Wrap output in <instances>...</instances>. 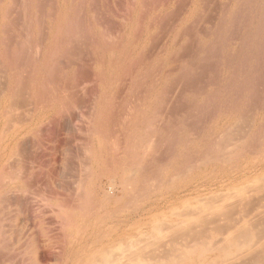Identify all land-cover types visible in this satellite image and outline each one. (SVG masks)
Here are the masks:
<instances>
[{"label": "rangeland", "instance_id": "374dc122", "mask_svg": "<svg viewBox=\"0 0 264 264\" xmlns=\"http://www.w3.org/2000/svg\"><path fill=\"white\" fill-rule=\"evenodd\" d=\"M226 1L228 3H226ZM188 3L189 5H187ZM224 3H226V7H228L229 9L228 8L226 9ZM239 3H240V6H239ZM190 5H191V0L190 1L188 0H0V174H1L0 175V264H49V263L51 264V262L52 264H56V263L57 264H69L68 263L69 261H70V264L71 263L86 264L85 262L86 255H92L93 253L96 254L98 251L105 248L108 245V242L105 243L106 239L108 240V237L110 235H113L114 232H115V235L125 233L128 235L131 234L135 236V234L138 235V233L143 234L142 236L138 235V238L139 237L142 238V239L140 238L139 242H141L140 244H143V243H147V240H148V244L147 245L144 244L142 246L139 245V246H141V248L144 249V250L142 249L144 251V252L142 251L143 253L149 252L147 253L148 256L150 255L151 258L154 257L153 261L151 260L149 261V263L146 261V264H162V262L163 264L164 263L166 264L168 262L166 257H164L165 254L164 253L161 254V252L163 251V248L158 247L157 250L162 249L161 252L160 250L159 251L156 250L157 248L156 246L159 244L158 242H160L158 239L159 237L158 235L166 236L167 232L165 234V231L168 229L169 225L171 224L176 225V224L183 223L182 219L181 220L178 219L177 222H175L176 215L184 212L186 208L191 207L190 205H192L193 207L195 205V200H192L193 198L184 200L182 204L177 206V208L175 207L165 208L164 207L160 209L158 212H156L155 214H153L156 206H159L157 204L158 201H161L163 204H166L165 202L170 198L171 195L167 191V192H164L163 194H159L158 196L152 197V199L150 200H146V199L143 200L142 202L138 204L137 207H135L134 209L130 211H129L130 208L126 207L125 208L126 213L125 211L123 212L124 217H126L125 218L126 220L124 219L123 214L121 213L122 216H120L119 214L118 215L119 218L118 217L115 218L117 219L116 221L112 217L107 218L104 215V213L106 212V210L111 211V208L115 210L116 208L119 207V205L111 204L107 206L106 208L105 206H100L99 205L100 199H98L99 196L97 195V193H95L96 195L94 194V198L89 200L93 202L89 204V201L86 200V203L90 205L89 207L91 208L92 212L90 211V208L89 209L87 208L88 205L87 206L85 205L86 204L85 199H83V202H82L83 204L81 203L82 207H79V208H82L84 212L85 211L86 212L85 213L81 212L83 210L81 209L80 211L79 209L78 212L72 213V211H69L68 208L64 207L65 206L64 203H63L64 206H62L63 204L60 206H56V205H59V203H57V201L53 200V198L50 197L52 196L51 194L52 190L50 189V186H48L50 185L49 184L50 178L48 180L49 176H47V174L49 173V171L47 170L49 169L50 165L53 164V162H51L50 160L51 164L49 165V158H51L54 155L53 157L54 159H56L59 156L57 158L58 163L56 164L57 167L55 166L56 167L55 169L57 172L59 171V173L62 176L61 177V182L63 183L62 185H64L66 181L69 182L70 184V182L73 181L74 175L76 176L78 180L82 178V176H84L85 178L87 177V179H89V182H88V185L86 182L84 186L80 184V186L84 190V191L81 190L82 193L84 192L83 194L81 193V195L85 196V194L87 193H92L95 188L97 189L98 184H100L103 180L102 179L100 180L99 167L97 171V168H96L97 166L91 165L92 160L89 155L91 153L90 147H92L91 145L92 142H89V141L92 138L88 136L89 138V141H88V138L86 134H84V132L87 134L90 133L94 123L100 120L101 117H102L101 120H104V122L110 125L111 131L113 128H116L118 131V129L120 128L118 126H121V124L118 123L120 124L118 125L116 123L119 120L120 121L122 120L124 121V123H127V122L129 123V125L127 124L126 126L124 123H123L124 125L122 124L124 129H122L123 132L121 134H122V137L125 139L126 133H129V129L131 128V124L136 115V111L143 107L142 105L144 103V100L146 99L144 94L149 86L148 84H150L149 75L147 74L149 73V69H146V67L148 65L150 66L151 63H152L151 65H153L154 60H158L159 63L161 64L160 68H164V70L168 68V64H169L170 71L167 69V74H166L167 80L170 84L172 83L170 82L171 80L174 81L173 83L177 81L175 84H171L172 86L169 89L170 84L167 81H164L165 83L163 84L159 83L161 80V76H159L158 72L155 73L157 75L156 76L157 86L159 85L158 86L159 89L161 87L160 91H163V93L167 95L166 97L170 95V97H168L169 101L167 100L168 98H165L166 100L164 99L165 101H168V102H165L164 100L162 102L165 106L167 105L166 108H164L165 106L162 103L161 104L164 106L163 108L161 107V105L160 106L158 105L160 111L158 109L157 111L159 113L157 112V114H160L161 116H156V121H155L157 122L155 123V125H157L155 127L159 128L158 130L159 136L157 137V141H160V143L158 142L160 145L157 143V141L155 142V144L157 143L156 146L158 145V147H160V149L157 148L160 151L156 149L157 157L161 161V162L159 161V163H163V161L166 162L167 161L166 158L168 159V157L170 156L171 154L170 152L172 151L170 149L172 148H169L170 150L169 151L167 150L168 148L166 147L168 145L170 147H173L172 146L173 140L171 137H174L176 132H180L179 129L181 130L186 129L189 131L190 128H188L189 125L187 126L188 123L192 124L190 125V127H194V128L197 127L196 129L197 131L201 129L203 125H207L206 127L203 126L204 128L201 129V131L199 130L200 133L202 134V131H205L212 123L216 122L219 119L218 117L219 115H222L223 117L225 116L226 114L225 110L228 113L233 112L230 108L231 104H233V106L234 105L236 106L237 104L245 105L244 102H246L247 100L248 101L250 100L248 102V103H251L250 106H248V104H247V107H245L246 105L243 106L245 109V113H243L241 117L238 116L236 118H233L235 121L238 120L236 123H239V126L241 128L243 126V129L245 130L249 129L248 128L249 125L252 124V122H250L252 121V116L261 110L262 108L261 105L264 106V102L263 104L261 103V101H264V98H262L264 97V93L262 92V90H264L263 88L264 79L261 78V77H264V71L262 68V64L264 65L263 63L264 59H262L264 58L263 56L264 48L261 49L263 51H260L261 57H257V60H255L257 62H261V64L259 63V65L256 63L261 68L259 67L260 68V70H258L259 72L256 71L258 72L259 75H257L256 73L255 78H253L252 80L251 84L253 86L251 85L252 86L251 89H253V91L249 89L250 90L249 92L251 94L252 93L255 94L253 96L250 94L252 98L250 97L248 98V96H250L249 92H248V96L243 95L244 94L243 92H245V90H242V88L244 89V84L242 85L239 84L240 87L238 86L239 89L243 86L240 90L241 94L243 93L242 95L238 93L240 92V91H237L239 90L238 88H235V90H233V87L231 89V86H230V89L225 91L226 95H224V93L222 94L223 98L222 96L220 97V95L217 96L215 94L217 89H219L218 88L219 85L217 84L218 78H220L222 75L220 74L221 73V70H220L221 62L219 63L217 59L221 58L220 48L222 47V44L224 42L231 41L230 38L232 36H233L232 40H234V33H235V37L237 36L236 37L237 39H235V41L240 40L241 36L243 35L242 28L246 26V23H249V22L254 23V21L255 22L258 21L254 23L255 27L264 26V22H263L264 21L263 20L264 19V0H246V1L245 0H234V1L233 0H202V3L200 5V7L201 6L202 7L201 8L199 7V9L196 12V14L197 13L199 14L195 15L198 18L195 19V16L193 17L194 19L192 18V20L195 23L192 24L191 23L192 20L189 21V23L191 24L188 23L189 25L187 24L184 27V29L187 28L186 30L182 29V34L180 32L178 36L179 38L177 37V39L174 42L175 45L174 44L171 45V40L174 36V30L176 31V28L178 27V24L181 21L180 19H182L185 16V13L190 7ZM62 6H64L65 9H63L64 7ZM223 6L225 8H223ZM260 7L262 8V10H260L261 9ZM61 9L65 11L63 10L61 11ZM223 9L227 10V13ZM231 10H232V14H231ZM253 10H255L256 12ZM222 11L223 12L225 11L226 15H224ZM241 11L242 13L243 12L244 13L242 14ZM221 13L224 16L221 15ZM237 13L238 14L241 13L240 14L241 16L238 15ZM258 14H259V18L256 17L258 16ZM222 16L224 17L223 19L225 20L224 23H222V20H223ZM261 16H262V19H261ZM234 19H235V23H234ZM237 19L239 21H237ZM218 20L219 22H217ZM241 21L243 24L241 23ZM260 21L262 22V24ZM220 23H222V25ZM238 23L239 25L240 24L241 25L240 26L236 25ZM230 26L232 27V29L230 28ZM241 26L242 28H240ZM234 27L235 29H233ZM216 28H219V29H216ZM207 31L208 33H210V31L211 33L212 32L214 33H212L213 35L211 33L210 34L206 33V35H204L205 32ZM227 31H230V32H227ZM199 32L201 34H199ZM202 33H204L203 34L204 36L202 35ZM192 35L194 36V38H192L193 37ZM199 36L200 37L206 36V38H211V41L213 42V46H211L209 50H213L212 52H204L201 54L199 52H196L195 49L199 51L198 50L199 42H196L197 40L200 39ZM214 36L216 37V39L214 38ZM227 37L229 38V40ZM176 41H177V45H176ZM184 41L187 43L189 42V43L188 44L186 43V46H184L185 45ZM194 41L198 44H195ZM182 43H183V46H182ZM180 46L182 48H180ZM213 47L214 49H212ZM214 50L218 54H215ZM163 51H165V53ZM128 52H130V54L129 56L128 55L126 56ZM141 52L142 53L144 52L143 55L141 54ZM195 52H196V55H195ZM134 53H136V55ZM192 53L194 54V56ZM212 54H214L213 58H212ZM139 55L141 56V58L138 59ZM215 55H217V57L219 56L220 57L216 59ZM190 56H193V58L191 57V59H193V62L196 61L194 57L197 56V61L193 63L191 60L189 61L190 62L189 64L188 61L186 60H189ZM200 56L201 57L204 56V58H201L202 61L200 60ZM123 57L125 60V64L127 63L126 65L123 64L124 63ZM128 57H130V59ZM145 57L148 59L150 58V59L149 60L147 59L146 61ZM157 57L159 59H157ZM132 58L133 59L135 58L136 60L135 59L133 60ZM198 58L202 65L199 63ZM209 58L210 60H208ZM211 58L215 59L214 62H212ZM258 58H260L261 61ZM140 59H143L144 62L140 61ZM120 61L122 62L120 63ZM137 61H140V62H137ZM172 62L174 63V65ZM164 63H167L166 67L164 66L165 65ZM185 63L186 64L188 63V65H191L193 68L188 65L185 66ZM210 63L211 64L213 63L212 65L215 64L214 67ZM217 63L218 65L216 67ZM181 65H183L182 67H184L183 68L184 70H186L185 67L188 66L187 67L188 71L186 72V71H183V69H180ZM195 65L198 68L202 67L200 68L201 70H198V68ZM209 65L212 66V68ZM257 65H256L257 68L255 67L256 68L255 70L259 69ZM114 66H116L117 68L115 69ZM111 67H113L114 69ZM208 67H210V69ZM143 68L146 69L147 72L144 71ZM156 69L157 68H155V70ZM195 69H197L198 74L195 72L196 71ZM218 69L220 70L219 74L217 73ZM261 69H262L263 74L260 73ZM210 70H211V73H210L211 75H208V76H210L211 78L209 80L205 79L204 76L207 77L206 75L210 72ZM143 71L145 73H143ZM173 71H174V74H173ZM192 71L193 73H191ZM139 72L141 74H138ZM180 72H182L184 75H186L185 73H187V75L179 76V74H181ZM201 72H202V75H204L203 77L202 75H200ZM215 72L217 74H215ZM195 73L198 76V77L196 76L198 80L196 79L195 76L191 75ZM112 74H113V77H112ZM144 74L146 75V77ZM177 75L179 76V79ZM181 76L184 79L181 80L180 78ZM111 77L114 78L115 80L112 79ZM138 77H140L141 79L142 77L146 78L145 79L146 81L141 80V79L140 80L142 82L144 81L146 82V83L144 82V85H147L146 86L147 88L142 85L143 83L141 84V81L138 79ZM158 78L159 80H157ZM191 78L192 79L195 78V80H192V82L190 80L189 81L190 83H189L188 80ZM137 79L140 82L137 81ZM261 79H263V81ZM178 80H180L181 82ZM260 80L262 81V83L260 82ZM208 81L211 84H209ZM136 82H139L140 84L137 85ZM204 82H207L209 86L206 83L204 84ZM239 83H242V82H239ZM133 84H136L137 86ZM200 84H204L207 87L203 85H201L200 87ZM132 85L135 87L133 90H132L133 88ZM139 85L140 86L142 85L141 89L140 87H138ZM259 86L261 87L263 86L262 90H260L261 88L259 89ZM162 87H163V90H162ZM190 87L192 88V91L194 90L196 91V93L199 92L200 90H201L200 92H202L203 90L210 88V87L212 90L214 88L216 90L214 91V94H211V96L208 98V101L207 100L204 101L202 105H204V107L206 108L207 103L205 102H208L210 104V102L213 103L215 101L217 102L216 107L214 105L212 108L211 106L212 104L210 105L208 104L207 105L208 108L206 109L207 112L205 111V108H203L204 110L202 109L201 107L202 105L200 106V108L195 107L197 109L194 108V110H192V107H194L193 103H190L188 99H186L187 96L189 97L195 93L193 91L194 93L190 95V93H192V91L190 90ZM108 88L109 89L111 88V89L109 90ZM197 88L199 89V91ZM129 89L130 91H135L136 94L134 92L131 93ZM136 89L142 90L141 92L137 90L139 94H141L142 92L144 94L142 93L141 96L138 95ZM166 89L170 91H168L167 93ZM254 89L260 92L258 93L254 91ZM111 90L113 92H110ZM165 90L166 92H164ZM186 90L187 92L185 93L184 91ZM229 90L232 91L231 93L233 96L231 95ZM188 91H190V93ZM106 92L108 93V95ZM130 93L132 95H130ZM181 94L184 95L182 98H180L182 96ZM60 95H62V97H60ZM67 95L70 100L66 97ZM137 95L138 97L140 96L139 99L138 97H136ZM143 95L144 97L142 98ZM240 95H241V99L239 97ZM13 96L16 98H13L12 102H15L16 104L10 102ZM110 96H111V99H110ZM213 96L214 98H217V99L215 100L213 99L214 101L212 102L211 101L212 99L210 98H213ZM244 96L245 98H248V99L246 100ZM63 97H66L67 100L69 101L65 100L66 98L64 99ZM225 97L226 99L228 98L229 100L228 99L225 100L224 99ZM253 97H255V99L258 98L257 100L259 102L258 101L255 102L256 100ZM141 98L143 100L142 102L140 101ZM184 98L186 99L185 102H184ZM63 99L66 101V103L69 102L70 105L72 106V108L70 107L68 108L69 113L67 112H66L67 114L65 113L67 116L66 117L63 116L64 120H63L62 128L65 130L61 132L63 130L61 128V130L58 132L57 127L53 125V122L52 121L48 122L50 119L49 120L45 119L40 125L37 124L38 127L35 130H33L32 133H30V135L26 136L25 138L21 140L19 146L17 147L15 151V154L12 156L11 155L12 150L10 149V147H12L10 136H11V131L13 130L14 125L16 124L13 118L15 116H19L20 120L23 121L24 124H27L30 121V119L38 111H40L41 109H46L49 106L53 105L54 103H57L58 101H62ZM107 99L108 100L110 99L108 101V106L109 107L113 106L112 108H109V113H106L107 111L106 109L108 108L106 104ZM181 100L186 105L184 103H181L180 102ZM65 101H63L64 104H66ZM110 101H111V104L109 105ZM164 102L168 104H165ZM179 103H180V106L178 105ZM223 103L226 104L229 109L228 108L224 109L225 105ZM13 104H15L16 106ZM220 104H223V105H220ZM105 105H106V108H105ZM184 105L185 107H190L191 109L188 108V110H186ZM233 106L231 105V107ZM257 106L260 107V110L257 108ZM11 107H13L14 110L13 109L11 110ZM133 107H135V109ZM100 109H104V111L106 110L104 112L106 114L103 115ZM189 109L193 111V115L189 114L191 113ZM253 110L255 114H253ZM97 111L100 113V116L98 115L99 113L96 114ZM186 111H187V114H189L186 116V118L189 116L191 117V118H187L189 120L188 123H186V121L188 120L184 118L186 115ZM194 111L195 112L198 111V115L196 114L195 116ZM120 112H123V114L122 113L120 114ZM95 114L97 115V117ZM129 114L130 116L128 117ZM233 114L235 113L233 112ZM69 115L72 117H70ZM211 115H213L214 117H212ZM244 115L247 116L248 118H246ZM243 116L246 118L245 121H243L244 120ZM67 117H70V118H67ZM91 117H92L93 122L91 120ZM104 117L106 118V120H108V118H111V119L108 121H105ZM160 117H163L162 119L164 120H162ZM196 118H200V119H196ZM207 118L209 119L208 121H207ZM239 118L240 119L242 118L243 120L239 121L240 120ZM113 119L114 120L116 119L115 120L116 123ZM88 120L92 122V124H90ZM169 120H172L174 122L176 121L173 126L174 128L172 127V124L174 122H172V124L169 125V123H171ZM198 120H200L199 123H198ZM247 120L249 123L246 122ZM160 121H163V123L165 122V124L162 125ZM206 121L209 124H207ZM203 122L205 123L203 124ZM242 122H245L246 124ZM176 123H178L179 126ZM180 123H182L183 125ZM197 123H198V126H196ZM247 123L249 124L248 127L244 128V126H247ZM114 124L116 126L118 125L117 126L118 128L116 126L114 127ZM89 126L91 127V129L88 128ZM112 126L113 128H111ZM125 127L127 128V130ZM39 128L41 129L39 130ZM37 130L39 132H37ZM125 130H126V133H125ZM191 130H194V131L190 132ZM191 130L189 132L192 133L193 135H189V138L190 139L191 138L194 139V137L197 138L200 133H198V136H196L194 134V133L197 134L195 129L192 128ZM117 131L116 133H118ZM81 133H83L84 135ZM68 134L72 137H70ZM112 134H113V131H112ZM114 134H115V129H114ZM119 134L120 133H118V137L120 140L119 144L123 143L121 144L122 146L126 145L124 144L125 140L124 139L121 140L122 137L121 135L119 136ZM166 134L167 135L169 134L170 136L169 135L166 136ZM116 135L117 134H115V137ZM83 136H85L86 138L84 137L83 139ZM169 137L171 139H168ZM59 139H61V141L56 142ZM85 139H87L88 141L87 143L89 144L84 145V143H86V141H84ZM167 139L170 140L169 143L171 144H167L168 141L166 143ZM62 140H64L63 142H65L67 146H70L68 147L70 148L69 150L68 148L66 149V146L64 145L65 147L62 146L63 148L60 149V151L59 150L57 151L56 145L58 143H61V145L64 144ZM69 141L71 142L68 145L67 143H69ZM250 144H252L254 148V146L256 147L257 141H254V144L253 143H250ZM121 147L119 145L120 149L118 148L117 150L118 152H120L119 150H122L121 151L122 154H120L119 157H122L124 155L125 149L123 150V148H125V146H123V148ZM249 147L250 149H253L251 145L247 146V149L249 151H251ZM64 150H67L69 154L66 155L67 151L64 152ZM112 150L113 149H111V152ZM165 150L169 153L168 155L166 152H164L166 155L165 156L166 161L164 160V153L162 152ZM54 151H55V154L53 153ZM158 154L161 157L158 156ZM162 154H163V157H162ZM6 155L7 156L9 155L8 156L9 158H7ZM157 157H155L156 159L154 158V160L158 162ZM86 158L87 160L85 162L84 160ZM88 158L90 159L89 164H87ZM61 159L63 160V162L61 161ZM58 164L60 166H58ZM16 167L18 168L17 170L20 171V180L24 182L25 188L22 189L21 191L11 190L10 188L9 190L5 189V188H8L6 186H9L11 183H13V181L10 178V172L14 171ZM66 167L68 168L66 169ZM51 168H52V165H51ZM63 168H65V170ZM9 169H10V172H9ZM89 169L90 171H88ZM215 171L217 172L216 169H211V171L208 170L207 172L209 176L214 175V178H215V176H217V173H218V172L216 173ZM87 173H89L90 176L87 175ZM49 174L52 176V172ZM64 175L65 177H63ZM68 175H70V177H73L71 178L72 180L69 178ZM193 181H196L195 178L189 183L194 185L196 182L194 183ZM103 184L104 186H106L105 183ZM65 185L67 186L68 184H65ZM72 186L76 188V189L75 188L73 189V190H76V192L80 191L81 189L79 184H74ZM179 186L182 187V185H179ZM59 187L60 186H58L57 189H59ZM254 187L255 186H252V189H251L252 191L249 190L248 195H247L252 199V201L257 200V203H255L256 201L252 202L254 207L251 205L250 206L251 209L253 208L255 209V207L258 204H260L262 200L264 201V184L261 183L260 185L257 186L260 188V190L259 188L257 189V187L255 188ZM70 189H72V187H70ZM253 189H255L256 191ZM63 190H59V192L61 191L60 194L62 193L64 194V192H66V190L65 191ZM228 190H231L230 193H232L233 196L230 195L229 197H226V198H228L229 200V198L232 196L233 199L230 198L229 201L226 200L227 206L229 205L231 208L232 207L235 208L234 209L236 210L235 213H238V212L243 213L244 211H246V208L248 207L246 206L244 208L240 204L239 206L237 203V199L234 197L236 196V193H235L236 189L234 190L233 187H230L224 191H219V193L222 192V195L227 196L229 193ZM256 192H258L257 193L258 195L255 194ZM66 193L64 195H67ZM215 193L218 194V192L214 191L213 194L211 193L205 196V197L209 196L208 198H210L211 195H214V196H211L212 198H210L209 201L213 199L215 200V204L213 205L214 203L213 200L209 202L207 200L208 198H205L204 202H206L207 200V203L208 202L211 203L207 205H212V208L211 206H209L210 209L208 208L207 210H205V212L207 211L208 212L206 214L204 212L203 214L205 215L204 217L205 218L207 217V218L203 219V221L205 220L203 223H199L200 227L198 226L199 224L194 226V230L196 231H200V230L215 231L216 229H221L224 226L226 227V225L228 224L226 223L228 222L227 220L228 219L229 221L231 220L232 214L228 218H226V222H225V217L215 218V216L211 215L213 208L216 207V205H219L220 202L222 203L224 199H222L221 201L220 199L225 197V196L220 197L222 195L218 194L219 196L216 195L218 199H216L217 197L215 196ZM64 195L63 197H65L66 199V196ZM19 202L21 203V205L17 206ZM80 202L81 200L78 201V205H80ZM135 203L137 204V202ZM61 208H63V210L66 208V210L63 211L61 210ZM238 208L240 210H242L243 208L244 210H242L241 212L238 210ZM86 209H88L89 211ZM17 210H18V214H17ZM151 210H153V212ZM248 210L249 208L247 209V212ZM61 211L65 212L64 214L66 215H64ZM147 211H149L150 215L148 214L145 216L144 212H147ZM67 213L70 214V216ZM99 213L100 215H98ZM239 213L236 214L238 215V218L240 217ZM19 214L21 215V219L18 218V216H20ZM76 214H78V216ZM151 217L155 219L153 223L154 224L158 223L159 227L160 228L162 227L161 229L164 233L158 232L156 233V235L154 236L152 235L151 237L152 231L154 230L153 228L154 224H152L153 226L152 225L150 226L147 224L148 223L147 221L145 220L142 221V219L144 218H151ZM194 217H195L194 218L195 220L196 216ZM210 217H212V219ZM233 217H235L234 214H233ZM70 218L71 219L73 218L72 219L73 221H71ZM105 218H107L109 221L107 222ZM121 218L124 219L125 221L124 223L122 222L123 219ZM236 218H232V219H236ZM119 219H121L122 221H119ZM118 223H119V226H118ZM218 224H220L222 227H219L220 225ZM103 225L105 226L103 227ZM19 227H21L23 231H25V233L23 232V239H22L23 242L24 241L27 243L29 241L37 242L36 238L38 239V241L39 239H41L42 247H39L34 252H30L29 248H26V246H24V249L22 247V248H18L21 250H18V249L14 250L16 249V244H14L15 241H13V243L11 242L12 240H15V237H13V234H15L14 229L17 230ZM100 227H103V228L101 229ZM210 227L212 229H209ZM106 228L107 229L109 228V229L107 230ZM135 228H138V230L137 229L135 230ZM103 229L106 231H111V232H108L109 233L108 234L106 231L103 232L102 231ZM99 231H101L102 234L104 233L103 236L101 232ZM99 233L101 234L99 235L100 239L96 240L97 238H99L98 237ZM65 234H66V238L64 237ZM181 234H183V236L184 234L186 235L185 232L184 233L181 232L179 235H177L180 237H177V236L172 237V238L167 237L165 238V240H167L166 243L175 244L178 250H180L186 244V246L190 247V250H193L194 246L196 247V245H194L196 241L190 240L186 238V236L182 237ZM28 235L31 237H29ZM62 236L63 238H65V239L62 238V240H65V242L61 240ZM72 236L73 237L75 236V238H73ZM165 236H162V237H165ZM220 236L221 235H219V237ZM174 238L175 239L178 238L176 239L177 241ZM182 238L185 239V241ZM143 239L145 242L141 241ZM54 240L57 244L55 242L54 243L52 242ZM59 240H61L62 242ZM93 240H95V242ZM154 240L156 243L153 242ZM90 241L91 242L93 241V243H91ZM49 242H51V244ZM87 242L91 244L89 243L87 244ZM73 244L74 246H71ZM154 244L156 245L155 247L152 246ZM82 246L85 247V250ZM95 246L96 247L99 246L100 248L98 247L99 249H97L95 248ZM144 246L145 247L151 246L152 248L150 247L144 248ZM73 247H77V248L74 249ZM92 249L97 250V251H94ZM125 249H127V247H125ZM196 250H199V246L196 249H194V251ZM114 252H115V255L120 253L118 250ZM154 252L155 254L158 253V255H163V257L162 256L159 257L157 255L151 256V254H154ZM158 257L159 259H156ZM48 260H49V263L47 262ZM148 260H150V258ZM163 260H167V261L165 262Z\"/></svg>", "mask_w": 264, "mask_h": 264}, {"label": "bare ground", "instance_id": "6f19581e", "mask_svg": "<svg viewBox=\"0 0 264 264\" xmlns=\"http://www.w3.org/2000/svg\"><path fill=\"white\" fill-rule=\"evenodd\" d=\"M188 1H190V0H188ZM255 2H257V1H255ZM201 3H202V0H191V5L188 8V10L186 11L185 16L182 19H180L181 21H180L179 24L177 23L178 27L176 28V31L174 30V36H173L172 40L170 39L171 40V45L174 44V42L177 39V37L179 36L180 32L182 34V29H184V27L189 23V21H191L192 18L195 15L199 14V13L196 14V12L199 9ZM226 3H228V2L226 1ZM226 3H224L225 7H226ZM187 5H189V3ZM227 6H228V4H227ZM239 6H240V3H239ZM62 7H64V6H62ZM225 7L223 6V8H225ZM227 8L228 7H226V9ZM63 9H65V7ZM63 9H61V11ZM233 9H235V8H233ZM223 10H225V9H223ZM232 10H231V14H232ZM251 10H252V8H251ZM251 10H250V12H251ZM260 10H262V8ZM63 11H65V10H63ZM225 11L227 13V10H225ZM225 11L224 12L222 11L224 13V15H226ZM253 11H255V10H253ZM241 13H242V11H241ZM240 14H238V15H240ZM221 15H223V14L221 13ZM223 16H222V19L224 18ZM246 16H248V15H246ZM250 16H252V15H250ZM232 17H234V16H232ZM256 17L259 18V14ZM197 18L198 17L195 16V19H197ZM220 18H221V16H220ZM220 18H219V20H220ZM261 19H262V16H261ZM219 20L217 22H219ZM237 21H239V20L237 19ZM224 22H225V20L223 19L222 23H224ZM256 22H258V21H256ZM256 22L254 21V23H256ZM191 23L193 24L195 22L192 20ZM191 23H189V24H191ZM222 23H220V24L222 25ZM234 23H235V19H234ZM241 23H242V21H241ZM254 23L249 22V23H246V26L244 28H242V26L240 27V28L243 29V32H242L243 35L241 36L240 40L235 41V39H237L236 38L237 36L235 37V33H234V40H232L233 36L231 35L232 36L230 38L231 41H227L226 40L227 42H224L222 44L221 48L219 46V48L221 49V58H219L220 57L219 55H218L219 57H217V55H215L216 59L219 58V59H217L219 61V63L221 62V69H220L221 73L220 74H222V75H221V77L218 76L220 78H218V82H217V84L219 85V87H218L219 89H217V91H216L214 88L212 90L211 87H210V88H207V89L203 90L202 92H200L201 90L199 91V89L197 88L199 92L196 93V91L193 90L196 93L195 94L192 91V88L190 87V90L192 91V93H190V91H188V92L190 93V95L193 94V93L194 94L189 96V97L187 96L186 99H188V101L190 103H193L194 107H192V110H194L195 107L200 108L202 103L204 101H206V100L208 101V98L211 96V94H214V91H216L215 94L217 96L220 95V97L222 96V98H223L222 94L224 93V95H226L225 91L230 89V86H231V89L233 87V90H235V88H238L239 84L240 85L244 84V89L242 88L243 86L241 88H242V90H245V92L242 91L244 93V94L243 93L242 94L245 95V96H248V92L250 90L253 91V89H251L252 86H253L251 84L252 80H253V78H255V74L256 73H257V75H259L258 74V72H259L258 70H260V68H261L260 66H258L259 63L261 64V62H257L255 60H257V57H261L260 56L261 55L260 51H263L261 49L264 48V28H263L264 26L263 27H255ZM218 24H217V26H218ZM261 24H262V22H261ZM236 25H239V23L236 24ZM236 25H234V26H236ZM257 26H259V25H257ZM228 28H229V26H228ZM230 28L232 29L231 26H230ZM186 29H184V30H186ZM207 29H208V27H207ZM216 29H219V28H216ZM233 29H235V27ZM228 30H230V29H228ZM208 31L205 32V34L202 33V35L203 34L206 35V33H208ZM215 31H217V30H215ZM227 32H230V31H227ZM210 33H211V31H210ZM210 33H208V34H210ZM212 33H214V32H212ZM218 33H220V32H218ZM199 34H201V33L199 32ZM196 35H198V34H196ZM225 35H227V34H225ZM171 36H172V34H171ZM200 36H199V38H200L199 40H197V41L195 40L196 42H199V44L194 41L195 44L199 45L198 46V50L199 51H197V49L194 48L196 50V52H199L200 54L204 53V52H212L213 50H209L210 47L213 46V42L211 41V38H206V36L205 37H203V36L200 37ZM224 37H226V36H224ZM192 38H194V36ZM214 38L216 39L215 36H214ZM170 40H169V42H170ZM228 40H229V38H228ZM186 41H188V40H186ZM184 43H185L184 46H186L187 42L184 41ZM218 43H219V41H218ZM176 45H177V41H176ZM182 46H183V43H182ZM180 48H182V47L180 46ZM164 49H166V48H164ZM212 49H214V47ZM128 51H130V50H128ZM163 52L165 53V51H163ZM169 52H171V51H169ZM196 52H195V55H196ZM214 52H215V54H218V53H216L215 50H214ZM143 53L141 52L142 55H143ZM166 53H168V52H166ZM129 54H130V52H128V54H126V56L127 55L129 56ZM134 54L136 55V53H134ZM140 55L138 56V59L141 58L142 55L141 56ZM213 55L214 54H212V58H213ZM144 56H146V55H144ZM193 56H194V54H193ZM193 56H190V59L186 60V61H188L189 64H190L189 61L192 60V62H193V59H191V57L193 58ZM197 56H198V54H197ZM197 56L194 57L196 59V61H197ZM124 57H123V60H124ZM158 57H157V59H159ZM169 57H171V56H169ZM120 58H122V57H120ZM128 58L130 59V57H128ZM128 58H126V59H128ZM163 58H165V57H163ZM163 58H162V60H163ZM201 58H204V56L203 57L200 56V60H201ZM212 58H211V60H212V62H214L215 59H212ZM143 59H140V61L144 62ZM147 59L148 58H146V61H147ZM220 59H221V61H220ZM258 59L260 60V58H258ZM262 59H264V58H262ZM119 60H121V59H119ZM200 60L198 58V61L201 64ZM208 60H210V58ZM122 61H120V63ZM140 61H137V62H140ZM186 61H184V62H186ZM196 61H194V62H196ZM218 61H216V62H218ZM123 62H124L123 64H125V60ZM184 62H183V64H184ZM188 63L187 64L185 63V66L188 65ZM208 63H209V61H208ZM151 64H150V66L147 64L148 66L146 67V69H149V73H147L149 75V82H150V84H148L149 85L148 88L146 87L147 85H144V82L146 81L145 80L146 79L145 78L146 75L144 74L145 77L144 78L142 77V79L140 77H138L139 80L140 79L141 80H145L144 82H142L141 80L140 81H141V84L143 83L142 85L147 88V90L145 91V94L142 92L145 95L146 99L144 100L143 105L141 104L143 107L136 111V115L134 117V120L132 121L131 128L129 129V133H126L127 128L125 127L126 128V130H125V133H126L125 139L122 137V134H121L123 132L122 129H124L123 125L125 124V126H126L127 124L129 125V123L128 122L124 123V121H122V120L120 121L119 119H118L119 121L117 123L115 121L116 119L115 120L113 119V120L115 121L116 124H118V123L121 124V126H118L120 124L117 125L120 128L123 127L121 129L119 128L121 131L119 129L117 131V129L113 128V126L111 127V128H113L112 129L113 134H114V129H115V134H117L116 137H115V134L114 135L112 134V131L110 129V125L108 123L104 122V120H101L102 117L101 118L99 117L100 120H98L96 123H94V125L92 126V130L90 131V133H88L90 135H88L87 133H85L83 131L84 134H86L87 138H88V136L92 138L90 141H89V138H88V141L92 142V144L90 143L92 145V147H90L92 155H91V153L89 155L91 157V160H92L91 165L97 166L96 167L97 171H98V167H99V169H100V180L101 179L103 180L101 183L99 182L100 184H98L97 189L94 187L95 189L93 190L92 193H87V194H85V196H82L81 193L84 190L80 186V184L82 186H84V184L86 182H87V185H88V182H89V179H87V177L85 178L84 176H82V178H80L78 180L75 175H74V178L70 177V175H68L70 179L73 178V181H71L70 184H69V182H67V181L65 182L64 181L65 184H68L70 186H68V185L66 186L65 184L62 185L63 184L61 182V177L62 176L59 173V171L57 172L56 169H55L57 167L56 166V164L58 163L57 162L58 161L57 158L59 156L56 159H54V157H53L54 155H53L51 158H49V165L51 164V162H53V164H51L52 168H51V165H50L49 169L50 168L51 169L47 170V171H49V173L52 172V176L46 171L48 173L47 176H49L48 180L50 178V180H49V184L50 185H48V186H50V189L52 190V193H51L52 196H50V197H52L53 200H55V201H57V203H59V205H56V206H60V205H62L64 203L65 206H64V204L62 206L68 208V210L72 211V213H74V212L76 213V212L79 211V209L81 211L82 208H79V207H82L83 199H85V203H86V200L89 201V200L93 199L94 198V194L97 193V195L99 196L98 199H100V204H99L100 206H105V208H106L107 206H109L111 204L119 205V207L116 208L115 210H113L112 208H111V211L106 210V212H105V210H104V212H105L104 215L107 218H111L112 217L116 221H117V219H115V218H117L119 214H120V216H122L121 213L123 214V212L125 211L126 207H129L130 208L129 211H130V210L134 209L135 207H137L138 204L140 202H142L143 200H145V199L146 200H150V199H152V197L158 196L159 194H163L164 192H167V191L171 195L170 198L165 202L166 204H163L161 201H158L160 203L159 204L157 202V204L159 206H156L154 212H153V210H151L153 212V214H155L156 212H158L160 209H162L164 207L165 208H167V207L168 208H172V207L177 208V206L182 204L184 200L193 198L192 200H195V205L193 207H192V205H190L191 207L186 208L184 210V212L179 213V214L176 215L175 222H177L178 219L179 220L182 219L183 223L182 224H176V225H174V224L169 225L168 229L165 231V234L167 232L166 236L162 235V236H165V237H162V236L158 235L160 237V238L158 237L160 242H158V240L156 238L157 242L159 243V244L158 243L157 244L159 246L158 245L156 246L155 244L152 245L154 247L155 246L157 247L156 250L158 249V247L163 248V251H162V249H159V250H160V252L162 251L161 254L162 253L165 254L164 257H166V259L168 260V262L166 264H264V201L262 200V202L260 204H258L255 207V209L254 208L251 209L250 206L251 205L253 206L252 202L256 201L255 203H257V200L252 201V199L249 196H247L248 195V191L252 189V186L257 187L261 183L264 184V106L261 105L262 106L261 110H260L261 106L260 105H259L260 107L257 106V108L260 111L258 113H256V114L254 113V110H253V114H255V115L252 116V121H250V122H252V124H250V125L248 124L249 123L248 122L249 119H248L246 121V122H248L247 126H244V128H245V127H248V125H249V127H248L249 129L246 128L247 130H245V129H243V126L241 128L239 126V123H236L238 120L235 121L233 118H236L238 116L241 117L243 115V113H245V109H244L243 106L246 105L245 107H247V104H248V106H250L251 103H248L250 100L248 101L247 99L249 97L252 98L251 95L253 96L255 94H253V93L251 94L249 92V95L250 94L251 95L248 96V98H245V96H244V98L247 100L246 101L247 103L244 102L245 105L237 104L236 106L235 105L233 106V104H231L233 107H231V105H230L231 110L235 114H233V112L228 113V112H226V110H225L226 114H225L224 117L222 115L218 114L219 115L218 116L219 119L216 122L212 123L205 131H202V134H201L200 133L201 129L204 128L203 126L206 127L207 125H203L202 128L199 129L200 131L198 130L199 132L196 130L197 127L196 128L190 127V125H192V124L188 123L189 120L187 118H191V117L189 116V117L186 118V116L189 115V114L193 115V111L190 110L191 109L190 107H185L186 104L184 102H185L186 99L184 98V102L182 100L180 102L185 104L184 107L186 108V110H188V108H190L189 110L191 111V113L188 112L189 114H187V111H186V115L184 117V118H186L188 120V121H186V123H188L187 126L189 125V127H188V128H190L189 131L193 128L197 132V134L194 133L196 136H198V133H200V134H199V136L197 138L194 137V139L193 138L190 139L189 135H193L190 132H193L194 130H191L189 132L186 129H182L181 130V129H179L180 128L179 127L178 129L180 130V132H176V133L174 132L175 133L174 137H171L172 140H173V144H172L173 147H170L169 145L168 146L166 145L167 146L166 148H168L167 150H169V148H172V149H170V150H172L170 152L171 153L170 156L169 157L167 156L168 159L166 158V160H167L166 161L165 160V156L166 155H165L164 152H166L168 155H169V153L166 150L162 151L164 153V160L166 162H164L162 160L163 159L162 158L161 160L163 161V163H159L160 160H159V158L157 157V154H156V149L157 148L160 149V147H158V145L156 146V144L158 142L160 143V141H157V137L159 136V133H158L159 128L155 127V126H157V125H155V123H157L155 121H156V116H161L160 114H157V112H158L157 110L159 109V106L161 105V107L163 108L165 106L162 103L163 100L165 98L170 97V95H168V97H166L167 95H165L163 93V91H160L161 87L159 89L158 88L159 85L157 86V82H156V78H157L156 76L157 75L155 73L158 72L159 76H161V80H160L159 83L163 84V83H165L164 81L168 82L166 74H167V69L170 71V69H169L170 65L168 64V68L167 69L165 68L166 70H164V68H160L161 64L159 63L158 60H154L153 65H151ZM164 64H165L164 66L166 67L167 63H164ZM173 65H174V63H173ZM214 65H212V66L214 67ZM217 65H218V63L216 64V67H217ZM256 65L258 66V68L260 67L257 70H255L257 68ZM122 66H124V65H122ZM144 66H146V65H144ZM182 66L183 65L180 66L181 67L180 69L184 68ZM188 66L192 67L191 65H188ZM212 66H210V67L212 68ZM114 67H115V69L117 68L116 66H114ZM187 67H185L186 70L183 69V71L187 72L188 71ZM210 67H208V68L210 69ZM111 68H113V67H111ZM141 68H142V66H141ZM155 68H157V69L155 70ZM200 68H202V67H200ZM200 68H198V70H201ZM262 68H263V71H264V65L263 64H262ZM121 69H122V67H121ZM146 69H144V71L147 72ZM107 70H108V68H107ZM195 70H196L195 72L197 73V69H195ZM220 70L219 69L217 70L218 74H219ZM110 71H111V69H110ZM144 71H143V73H145ZM256 71H258V72H256ZM114 72H116V71H114ZM198 72H200V71H198ZM180 73L181 74H179V76L180 75H184L182 72H180ZM191 73H193V71ZM196 73L195 74H191V75L196 77L197 74H198V73L197 74ZM210 73H211V70L206 75L207 77L202 75V72L200 73V75H202V77L204 76L205 79L209 80L211 78L210 76H208V75H211ZM217 73L215 72V74H217ZM260 73L263 74L262 73V69H261ZM138 74H141V73L139 72ZM173 74H174V71H173ZM185 74L187 75V73H185ZM168 75H169V73H168ZM186 75H184V76H186ZM139 76H141V75H139ZM150 76H151V78H150ZM179 76H178V79H179ZM260 76H262V75H260ZM112 77H113V74H112ZM197 77H196V79H197ZM180 78H181V80L184 79V78H182V76ZM261 78L264 79V77H261ZM112 79H114V78H112ZM138 79H137V81H139ZM263 79H261V80L263 81ZM118 80H119V78H118ZM132 80H133V78H132ZM157 80H159V78ZM190 80L192 82V80H195V78L189 79L188 82ZM256 80H258V79H256ZM261 80H260V82L262 83ZM178 81H180V80H178ZM204 81H206V80H204ZM139 82H136L137 85L140 84ZM170 82H172L171 84H175L177 81H175V83H173L174 81L171 80ZM239 82H242V83H239ZM205 83L208 86H209V84H211L210 82H209V84L207 82H204V84ZM171 84L169 85L170 86L169 89L172 86ZM204 84H200V87H201V85L206 86ZM133 85H136V84H133ZM141 86L139 85L138 87H140V89H141ZM262 87L259 86V89L261 88L260 90H262ZM134 88L135 87L133 86L132 90ZM241 88L240 89L238 88L239 90H237V89L236 90L240 91ZM130 89H131V87H130ZM130 89H129V91H130ZM140 89L139 90L136 89V91L138 90V91L141 92L142 90H140ZM143 89H144V87H143ZM203 89H204V87H203ZM112 90L110 92H113ZM162 90H163V87H162ZM166 90H167V93H168V91H170L168 89H166ZM166 90L164 92H166ZM188 90H189V88H188ZM257 90H258V88H257ZM138 91H137V93H138ZM254 91H256V89H254ZM115 92H117V91H115ZM130 92L131 93L134 92L136 94L135 91H130ZM184 92L186 93L187 90L184 91ZM229 92L231 93L232 91L229 90ZM256 92L259 93L260 91H256ZM262 92L264 93V90H262ZM131 93H130V95H132ZM189 93H187V94H189ZM238 93L241 94V91L238 92ZM115 94H117V93H115ZM141 94L138 93V95H140V96H141ZM169 94H170V92H169ZM107 95H108V93H107ZM138 95L136 97H138ZM144 95L142 96V98L144 97ZM231 95H232V93H231ZM241 95L239 96L240 99H241ZM183 96L184 95H182L180 98H182ZM214 96H213V98H210V99H212L211 100L212 102L215 99H217V98H214ZM60 97H62V95H60ZM66 97L68 98V95ZM66 97H63V98L65 99ZM139 97H138V99H139ZM13 98H16V97H14V96L12 97V100L10 101L11 103H15V102H12ZM67 98L65 100H67ZM104 98H106V97H104ZM142 98L140 100L141 102L143 101ZM253 98L255 99V97H253ZM262 98H264V97H262ZM64 99L62 101H58L57 103H54L53 105L49 106L46 109H41L40 111H38L30 119V121L27 124H24L23 121L20 120L19 116H15L13 118L14 122L16 124L14 125V128L11 131V136H10L11 144H12V147H10V149L12 150V154H11L12 156L15 154V151H16L17 147L19 146L21 140L23 138H25L26 136L30 135V133H32V131L35 130L38 127V125H40L45 119H48V120L50 119L48 122L52 121L53 125H55V127H57L58 132L61 130V128L63 126L62 125L63 124V120H64L63 116L66 117L67 116L66 114L69 113L68 112V108L69 107L72 108L70 103L69 102L66 103V101ZM110 99H111V96H110ZM224 99L227 100L228 98L226 99V97H225ZM233 99H235V98H233ZM242 99H243V97H242ZM257 99H255L256 100L255 102L258 101ZM69 100H67V101H69ZM109 100L107 99V103H106L107 106H108V101ZM167 100L169 101V98ZM63 101H65V103L67 105L68 104L69 105L67 106L66 104L63 103ZM168 101H165V102H168ZM263 102L264 101H261L262 104H263ZM190 103H189V105H190ZM205 103H207V105L209 104L208 102H205ZM213 103L210 102V104H212L211 105L212 108H213L214 105L216 107L217 102H215L214 104ZM231 103H233V102H231ZM236 103H237V101H236ZM15 104H13V105H15ZM110 104H111V101L109 102V105ZM165 104H168V103H165ZM223 104H220V105H223ZM178 105L180 106V103ZM207 105H206V108L204 107V105L201 106L202 109L205 108L206 112H207L206 109L208 108ZM224 105H225L224 109H227L228 106L226 104H224ZM166 106L164 108H166ZM182 106H183V104H182ZM112 107L113 106H111V107L108 106V108L106 109L107 111L105 110L106 113H109V108H112ZM105 108H106V105H105ZM133 108L135 109V107H133ZM197 108H195V109H197ZM12 109L14 110L13 107H11V110ZM100 110H101V113L103 115L106 114V113H104L105 112L104 109H100ZM163 110H161V111H163ZM70 111H71V109H70ZM98 111L96 112V114H98L100 112V111L99 112ZM118 111H119V109H118ZM159 111H160V109H159ZM110 112H111V110H110ZM121 113L123 114V112H120V114ZM111 114H110V116H111ZM130 114H132V113H130ZM130 114L128 115V117L130 116ZM196 114L198 115V111L194 113L195 116H196ZM98 115L100 116V113ZM199 116H197V117H199ZM211 116L214 117L213 115H211ZM70 117H72V116H70ZM70 117H67V118H70ZM96 117H97V115H96ZM245 117L248 118L247 116H245ZM245 117H244V120L242 118L241 119L239 118L240 119L239 121H242V120L245 121V119H246ZM106 118H105V121H108V120L111 119V118H108V120H106ZM160 118L162 119L163 117H160ZM200 118H196V119H200ZM208 118H207V121L209 120ZM210 119H212V118H210ZM91 120H92V117H91ZM162 120H164V119H162ZM205 120H206V118H205ZM169 121L171 122V123H169V125L172 124V122H174L172 120H169ZM199 121L200 120H198V123H199ZM207 121H206V123H207ZM92 122H93V120H92ZM92 122L89 121L90 124H92ZM175 122L172 124V127L174 126ZM160 123H162V125L165 124V122L163 123V121H160ZM198 123H197L196 126H198ZM204 123L205 122H203V124ZM242 123H245V122H242ZM176 124L179 126L178 123H176ZM180 124H182V123H180ZM207 124H209V123H207ZM115 126L116 125L114 124V127ZM200 126H199V128H200ZM66 127H67V125H66ZM88 128L91 129L90 126ZM175 128H176V126H175ZM40 129L41 128H39V130ZM64 130L65 129H63L61 132H63ZM66 130H67V128H66ZM116 131L118 133H120L119 136L121 135V137H122L121 140H123V139L125 140L124 144H126V145H123V146H125V148H123V146L121 145L123 143L119 144L120 140H119V137H118V133H116ZM37 132H39V131L37 130ZM171 133H172V131H171ZM81 134H83V133H81ZM163 134H164V132H163ZM168 135L166 134V136H168ZM166 136H164V137H166ZM171 136H173V135H171ZM70 137H72V136H70ZM70 137H68V138H70ZM84 137L85 136H83V139H84ZM171 138L169 137L168 139H171ZM168 139L166 140V143L168 141L167 144H171V143H169L170 140H168ZM58 141L60 142L61 139L57 140L56 142H58ZM63 141L64 140H62V142ZM84 141H86V143H84V145L89 144V143H87L88 142L87 139H85ZM156 141H157V143L155 144ZM254 141H257L256 147L254 146L255 149L253 148L252 144H250V143L254 144ZM67 142H68V140H67ZM70 142L71 141H69V143H67V144L69 145ZM63 143H62L63 145H61V143H58L56 145L57 151L58 150L60 151V149H62L65 146H66V149L68 147H70V146H67L65 144V142H63ZM249 144L253 148V149H250V147H249V149L251 151H249L247 149V146H250ZM119 145H120V147L122 146L121 148H123V150L125 149L124 150V155L122 157H119V155L122 154V152H121L122 150H119L120 152L117 151L118 148H119ZM69 149L70 148H68V150ZM111 149H113L112 152H111ZM159 149H157V150L160 151ZM65 151H67V150H64V152ZM53 153L55 154V151ZM67 154H69L68 151L66 152V155ZM8 156L6 155L7 158H9ZM158 156H160V155L158 154ZM155 157H157L158 162L156 160H154ZM162 157H163V154H162ZM50 160H51V162H50ZM86 160H87V158L84 161L86 162ZM89 160L90 159L88 158V161H87L88 163L87 164H89ZM61 161L63 162L62 159H61ZM59 162H60V160H59ZM58 166H60V165L58 164ZM68 167H66V169ZM17 169L18 168L16 167V169H14V171H11V172H10V169H9L10 178L13 181V183H11L9 186H6L8 188H5V189L9 190V188H10L11 190L21 191L22 189L25 188L24 187L25 186L24 182H22L20 180V171L17 170ZM63 169L65 170V168H63ZM211 169H216L217 172H218L217 173L215 171L217 173V176H215V178H214V175H210V176L208 175L207 171L208 170L211 171ZM88 171H90V169ZM93 172H94V170H93ZM74 173H76V172H74ZM89 173H87V175H89ZM70 174H72V173H70ZM63 177H65V175ZM194 178H195L196 181H193V182L194 183L196 182V183L193 185V184H191L189 182L192 181ZM103 183H105L106 186H104ZM74 184H79V186L81 188V189L80 188L79 189H80V191L81 190L82 191L81 192L80 191L76 192V190H73L76 187V185H75V187L72 186ZM54 185H55V187H54ZM179 185H182V187H180ZM58 186H60L59 189H57ZM70 187H72V189H70ZM230 187H233L234 190L236 189V192H235L236 196H234V197L237 199L238 205L240 204L244 208L247 206L249 208V210L251 209L252 211L248 210V212H247L248 208H246V211H244L243 213H239L238 212L239 216H240L238 218V215H236L238 213H235L236 210H234L235 208H233V207L231 208L229 205L227 206V204H226V202H227L226 200H228V198H226V197H229L230 195H232V193H230L231 190H228L230 194L227 192L228 193V195L226 194L227 196L222 195V192L219 193V191H224V190H226V189H228ZM63 188H64V190H63ZM258 188L259 187H257V189ZM59 190H63V191L66 190L67 193L64 192V194L66 193L67 195H64L63 193L60 194L61 191L59 192ZM253 190H255V189H253ZM259 190H260V188H259ZM214 191L218 192V194H221L222 196H220V197H223V196H225V197L221 198V199L219 198L220 201L222 199H224V200H223L222 203L220 202L221 204L219 203V205H216V207L213 208L211 215L215 216V218H217V217H225V222H226V218H228L232 214L231 220L230 221H229V219L227 220L228 222H226V223H228V224L226 225V223H225L226 227L225 226L222 227L220 224H218V225H220L219 227H222L223 229L222 228L221 229H216L215 228L216 229L215 231H213V230H211V231H208V230L207 231H205V230L204 231L203 230L196 231V230H194V226H196L199 223H203L205 221V220L203 221V219L205 218L204 217L205 215L203 214L205 212V210H207L208 208L210 209L209 206H211V208H212V205H207V204H211L209 202L212 201L213 199H211L210 201H209V199L212 198L211 196H214V195H211L210 198H208L209 196H207V197H205V196L208 195V194H211V193L213 194ZM257 193L258 192H256L255 194L258 195ZM59 194H60V196H59ZM218 194L215 193V196L218 195ZM63 195L66 196V199H65V197H63ZM232 196L230 198L233 199ZM61 197H63L64 199L61 198ZM257 197H259V196H257ZM205 198H208L207 199L209 201L208 203H207V200H206V202H204ZM230 198H229V200H230ZM216 199H218V197ZM61 200H63V201H61ZM80 200H81L80 205H78V201H80ZM213 201H214V203H213V205H214L215 204V200H213ZM91 202H93V201H89V204ZM135 202H137V204ZM233 202H234V200H233ZM20 205H21V203L19 202V204L17 206H20ZM85 205L87 206L88 204L86 203ZM89 206L90 205H88V207H87L88 209L90 208ZM83 207H85V206H83ZM66 208L64 210H66ZM108 208H110V207H108ZM88 209H86V210H88ZM61 210H63V208H61ZM238 210L242 212V210H244V209L242 208V210H240L238 208ZM90 211H91V208H90ZM144 211H146V210H144ZM81 212H84V210L81 211ZM147 212H144L145 216L149 214V211H147ZM207 212H205V214ZM62 213L64 214L65 212H62ZM125 213H126V211H125ZM17 214H18V210H17ZM89 214H87V215H89ZM92 214H94V213H92ZM233 214L235 215V217H233ZM64 215H66V214H64ZM68 215L70 216V214H68ZM76 215L78 216V214H76ZM82 215H84V214H82ZM98 215H100V213ZM194 216H196L195 220H194V218H195ZM123 217H124V214H123ZM18 218L21 219V215L18 216ZM107 218H105V219L108 222L109 220ZM125 218L126 217H124V219ZM210 218L212 219V217H210ZM232 218H236V219H232ZM72 219H71V221H73ZM121 219H123V218H121ZM121 219H119V221H122ZM124 219L122 221L123 223L125 222ZM144 220L147 221L148 222L147 224L150 225V226L152 224H154L153 221H155V219L152 218V217L151 218L142 219V221H144ZM140 222H141V220H140ZM105 225H103V227ZM118 226H119V223H118ZM198 226L200 227V224ZM21 227H19L17 230L14 229L15 232L12 230L15 233V234H13V237H15V240H12V238H11V240H12L11 243H13V241H15L14 244H16V249H14V250H17L18 248H22V247L24 249V246H26V248H29L30 252H34L39 247H42V242H41L42 240L39 239V241H38L37 238H36L37 242H34V241L30 242L29 241L27 243V242L24 241L25 242L24 243L22 241V239H23V232L25 233V231H23V229H22L23 227L22 228ZM103 227H100V228L102 229ZM110 228H112V227H110ZM153 228H154V230L152 231L151 237H152V235L153 236L156 235V233H158V232L164 233L162 231V229H161L162 227L160 228L158 223L154 224ZM104 229L102 230L103 232L106 231ZM136 229L138 230V228H135V230ZM209 229H212V228L210 227ZM98 230H100V229H98ZM133 230H134V228H133ZM99 232H101V231H99ZM106 232L108 233V232H111V231H106ZM181 232H183V233L185 232L186 233V235L184 234V236H183V234H181L182 237L186 236V238L196 241L194 243V245H196V247L194 246L193 250H190V247L186 246V244H185L186 247L184 246L180 250H178L176 248L175 244L166 243L167 240H165V238H167V237H169V238L176 237ZM101 234H102V232H101ZM101 234L100 233L98 234L99 238H97L96 240L100 239L99 235H101ZM103 234H102V236H103ZM138 235L142 236L143 234L138 233ZM138 235L135 234V236H134V235H131V234L128 235V234H125V233L124 234H119V235L116 234L115 235V232H114V234L110 235L108 237V240L106 239V241H105V243L108 242L109 246L107 245L105 248L101 249L96 254L93 253L92 255H86V259H85L86 264H141L143 262H144L143 264H146V261L148 263L151 260L153 261L154 257L151 258L150 255L148 256L147 253H149V252L143 253L144 249L141 248L142 245H144V244L147 245L148 244V240H147V243L140 244L141 242H139V240H140L141 237L138 238ZM219 235H221V236L219 237ZM63 236L61 237V240H62ZM29 237H31V236H29ZM64 237L66 238V234H65ZM177 237H180V236H177ZM65 238H63V239H65ZM73 238H75V236ZM176 239H178V238H176ZM61 240H59V241H61ZM183 240L185 241V239H183ZM59 241H57V242H59ZM62 241L65 242V240H62ZM93 241L95 242V240H93ZM93 241L92 242L90 241V242L93 243ZM141 241L145 242L144 239L141 240ZM187 241H189V240H187ZM52 242L54 243L55 240L52 241ZM153 242H155V240ZM190 242H192V241H190ZM23 243L24 244L27 243V244L24 245ZM49 243L51 244V242H49ZM73 243H75V242H73ZM88 243L89 242H87V244ZM91 243H89V244H91ZM139 245H141V246H139ZM71 246H74V244L71 245ZM198 246H199V250L194 251V249H196ZM77 247H78V245H77ZM77 247H73V248L75 249ZM98 247L95 246V248L99 249L100 247L99 248ZM125 247H127V249H125ZM146 247L144 246V248H146ZM149 247L152 248L151 246H149ZM149 247H147V248H149ZM83 248L85 250V247H83ZM191 248H192V246H191ZM94 249H92V250H94ZM18 250H21V249H18ZM117 250L120 253L115 255L114 251H117ZM159 250H157V251H159ZM94 251H97V250H94ZM154 255H157L159 257L160 256L163 257V255H158V253L155 254V252H154V254H151V256H154ZM80 257H82V256H80ZM159 257L156 258V259H159ZM149 258H150V260H148ZM167 260H163V261L166 262ZM47 262L49 263V260ZM68 263L70 264V261ZM51 264H52V262H51ZM71 264H73V263H71ZM162 264H163V262H162Z\"/></svg>", "mask_w": 264, "mask_h": 264}]
</instances>
